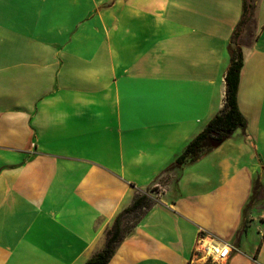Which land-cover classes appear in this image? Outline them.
I'll return each mask as SVG.
<instances>
[{"label":"crops","instance_id":"obj_1","mask_svg":"<svg viewBox=\"0 0 264 264\" xmlns=\"http://www.w3.org/2000/svg\"><path fill=\"white\" fill-rule=\"evenodd\" d=\"M244 0H0V264H84L164 192L108 264H204L199 232L264 264V0L241 39L246 120L169 169L223 108Z\"/></svg>","mask_w":264,"mask_h":264},{"label":"trees","instance_id":"obj_2","mask_svg":"<svg viewBox=\"0 0 264 264\" xmlns=\"http://www.w3.org/2000/svg\"><path fill=\"white\" fill-rule=\"evenodd\" d=\"M256 9V0H244L241 20L229 44L230 65L225 77L227 88L223 108L209 121L205 129L187 145L169 168L170 170L197 161L212 149L213 142H223L234 131L245 130L246 120L240 113L237 102L240 73L243 67L241 39L254 24ZM263 196L264 185L256 179L251 201L260 200ZM155 203L156 201L150 196L149 191L136 196L133 202L116 216L106 233L103 249L84 264H108L119 244L133 231L140 219ZM128 220H134V223L130 225Z\"/></svg>","mask_w":264,"mask_h":264},{"label":"built area","instance_id":"obj_3","mask_svg":"<svg viewBox=\"0 0 264 264\" xmlns=\"http://www.w3.org/2000/svg\"><path fill=\"white\" fill-rule=\"evenodd\" d=\"M160 196L164 190L160 185L152 188ZM238 248L229 242L222 241L212 234L200 231L193 252V260L204 264H226Z\"/></svg>","mask_w":264,"mask_h":264},{"label":"rangeland","instance_id":"obj_4","mask_svg":"<svg viewBox=\"0 0 264 264\" xmlns=\"http://www.w3.org/2000/svg\"><path fill=\"white\" fill-rule=\"evenodd\" d=\"M148 191H149L150 196H151L152 198L156 199L157 194H156L155 190H153V189H149ZM148 191H147V192H148ZM128 221H129V224H130V225H131L132 223H134V220H128Z\"/></svg>","mask_w":264,"mask_h":264},{"label":"water","instance_id":"obj_5","mask_svg":"<svg viewBox=\"0 0 264 264\" xmlns=\"http://www.w3.org/2000/svg\"><path fill=\"white\" fill-rule=\"evenodd\" d=\"M220 144H221V142H213V143H212V147H213V148H216V147H218Z\"/></svg>","mask_w":264,"mask_h":264}]
</instances>
